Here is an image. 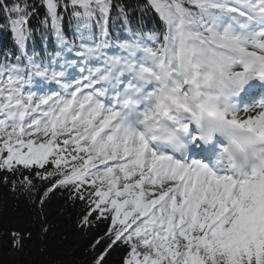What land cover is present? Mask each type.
Here are the masks:
<instances>
[{
  "label": "snow or ice",
  "instance_id": "snow-or-ice-1",
  "mask_svg": "<svg viewBox=\"0 0 264 264\" xmlns=\"http://www.w3.org/2000/svg\"><path fill=\"white\" fill-rule=\"evenodd\" d=\"M148 5L163 33L134 30L113 0H41L46 55L29 48L36 5L0 0L15 45L0 53L2 180L46 185L41 204L65 189L80 225L108 221L93 264L114 247L120 264H264V0Z\"/></svg>",
  "mask_w": 264,
  "mask_h": 264
},
{
  "label": "trees",
  "instance_id": "trees-1",
  "mask_svg": "<svg viewBox=\"0 0 264 264\" xmlns=\"http://www.w3.org/2000/svg\"><path fill=\"white\" fill-rule=\"evenodd\" d=\"M30 3L36 5L37 11L30 20L35 31L29 48L46 55L53 54L57 47L54 38L49 34L45 40L41 35L44 32L41 21L46 9L41 6V0H30ZM113 3L123 6L134 30L148 34H159L165 30L158 13L148 5V0H113ZM60 11L63 14V30L71 39L74 28L70 10L65 12L61 8ZM109 27L113 38L127 36L119 22ZM5 50L14 51L15 45L10 33L0 30V53ZM69 55L65 53L66 58ZM4 175L0 172V264H93L105 245L101 244L93 250L92 244L105 233L108 221H96L93 216V224L84 227L79 220L85 205L78 199L70 200L67 190H54L41 204L39 195H42L46 185L37 182L38 188L34 193L19 189L13 191L10 184L3 182ZM12 232L21 235V243L17 247L13 246ZM123 253V247H114L104 264H120Z\"/></svg>",
  "mask_w": 264,
  "mask_h": 264
},
{
  "label": "rangeland",
  "instance_id": "rangeland-1",
  "mask_svg": "<svg viewBox=\"0 0 264 264\" xmlns=\"http://www.w3.org/2000/svg\"><path fill=\"white\" fill-rule=\"evenodd\" d=\"M241 116H244V115H246L245 113H242V114H240Z\"/></svg>",
  "mask_w": 264,
  "mask_h": 264
},
{
  "label": "bare ground",
  "instance_id": "bare-ground-1",
  "mask_svg": "<svg viewBox=\"0 0 264 264\" xmlns=\"http://www.w3.org/2000/svg\"><path fill=\"white\" fill-rule=\"evenodd\" d=\"M251 83L254 85L255 84V81H252Z\"/></svg>",
  "mask_w": 264,
  "mask_h": 264
}]
</instances>
